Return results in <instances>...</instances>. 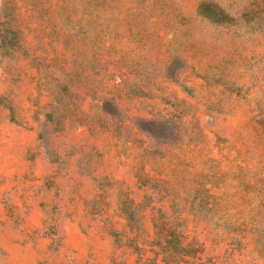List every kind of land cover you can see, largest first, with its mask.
<instances>
[{
  "label": "rangeland",
  "instance_id": "rangeland-1",
  "mask_svg": "<svg viewBox=\"0 0 264 264\" xmlns=\"http://www.w3.org/2000/svg\"><path fill=\"white\" fill-rule=\"evenodd\" d=\"M0 264H264V0H0Z\"/></svg>",
  "mask_w": 264,
  "mask_h": 264
}]
</instances>
